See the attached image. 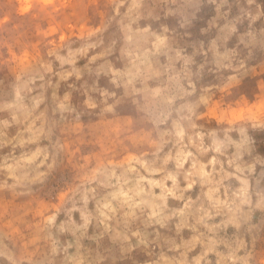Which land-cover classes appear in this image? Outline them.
Here are the masks:
<instances>
[{
  "label": "rangeland",
  "instance_id": "374dc122",
  "mask_svg": "<svg viewBox=\"0 0 264 264\" xmlns=\"http://www.w3.org/2000/svg\"><path fill=\"white\" fill-rule=\"evenodd\" d=\"M177 123L204 162L214 133L225 167L264 164V0H0V264H155L102 182ZM253 199L242 235L264 264Z\"/></svg>",
  "mask_w": 264,
  "mask_h": 264
},
{
  "label": "clouds",
  "instance_id": "9594fccd",
  "mask_svg": "<svg viewBox=\"0 0 264 264\" xmlns=\"http://www.w3.org/2000/svg\"><path fill=\"white\" fill-rule=\"evenodd\" d=\"M166 121L167 115L158 119L160 125ZM212 135L211 150L218 154L217 159L204 162L209 146L201 141L185 143L188 137L177 123L174 130L161 135L149 156H142L135 167L124 168L119 174L110 170L102 182L104 188L111 189L105 197L110 202L104 207L122 211L126 227L142 222V230L125 234L123 239L127 241L131 235L141 244L147 241L160 248L155 264H214L211 255L217 257V264H249L242 233L248 230V212L260 207L253 197L264 201V164L244 163L237 153L227 159L225 167L219 159V142ZM224 135L227 138L228 133ZM228 143L231 141L226 139ZM212 165L211 171H205ZM205 187L209 193L224 189L227 201L197 193V188ZM225 205L227 218L215 223ZM229 228L234 229L231 236L227 235ZM185 232L190 235L185 237Z\"/></svg>",
  "mask_w": 264,
  "mask_h": 264
}]
</instances>
